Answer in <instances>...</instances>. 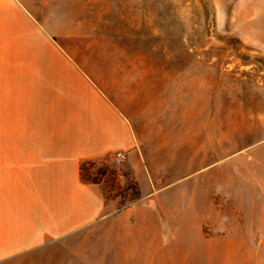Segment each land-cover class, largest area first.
<instances>
[{
	"label": "rangeland",
	"instance_id": "rangeland-1",
	"mask_svg": "<svg viewBox=\"0 0 264 264\" xmlns=\"http://www.w3.org/2000/svg\"><path fill=\"white\" fill-rule=\"evenodd\" d=\"M23 2L50 41L131 93L156 160L147 161L150 194L127 170L129 153L84 162L83 179L102 184L114 214L12 264H264V38L242 33L255 9L242 0ZM21 59L12 53L17 74L29 70L13 66ZM10 159L12 128L2 127L0 165Z\"/></svg>",
	"mask_w": 264,
	"mask_h": 264
},
{
	"label": "crops",
	"instance_id": "crops-1",
	"mask_svg": "<svg viewBox=\"0 0 264 264\" xmlns=\"http://www.w3.org/2000/svg\"><path fill=\"white\" fill-rule=\"evenodd\" d=\"M32 9L0 0V123L12 128V159L0 165V264L96 231L114 214L102 184L83 179L84 162L126 151L127 170L145 194L155 176L147 161L156 155L130 108L131 93L114 92L70 45L50 41ZM16 51L23 59L13 66L27 67L24 73L12 71Z\"/></svg>",
	"mask_w": 264,
	"mask_h": 264
},
{
	"label": "bare ground",
	"instance_id": "bare-ground-1",
	"mask_svg": "<svg viewBox=\"0 0 264 264\" xmlns=\"http://www.w3.org/2000/svg\"><path fill=\"white\" fill-rule=\"evenodd\" d=\"M248 5L249 7L254 8L256 13L253 14L255 15L253 19L244 20L245 15L242 16V20L244 22H242V33H244V35L247 37L261 40L262 38H264V36H262L264 33V0H242L241 6L243 7L242 9L245 12L248 9ZM260 13H263L262 19H258L259 17H257Z\"/></svg>",
	"mask_w": 264,
	"mask_h": 264
},
{
	"label": "built area",
	"instance_id": "built-area-1",
	"mask_svg": "<svg viewBox=\"0 0 264 264\" xmlns=\"http://www.w3.org/2000/svg\"><path fill=\"white\" fill-rule=\"evenodd\" d=\"M114 156H115L117 163H120L127 158V153L125 151L119 150L115 152Z\"/></svg>",
	"mask_w": 264,
	"mask_h": 264
},
{
	"label": "trees",
	"instance_id": "trees-1",
	"mask_svg": "<svg viewBox=\"0 0 264 264\" xmlns=\"http://www.w3.org/2000/svg\"><path fill=\"white\" fill-rule=\"evenodd\" d=\"M84 165V164H83Z\"/></svg>",
	"mask_w": 264,
	"mask_h": 264
}]
</instances>
